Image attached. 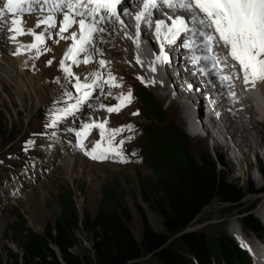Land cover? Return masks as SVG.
I'll return each instance as SVG.
<instances>
[{"label": "rangeland", "instance_id": "rangeland-1", "mask_svg": "<svg viewBox=\"0 0 264 264\" xmlns=\"http://www.w3.org/2000/svg\"><path fill=\"white\" fill-rule=\"evenodd\" d=\"M26 17L24 20L32 16ZM28 27L30 26L27 22L25 28ZM35 31L39 33L41 29L37 28ZM128 33L130 37L133 35L131 30ZM154 37L157 38L155 35ZM18 38H21L25 43L35 42L31 35ZM145 38H139L140 52L142 51L146 55L147 61L149 60L152 65L154 64V66L158 67V72H160V77L158 78L160 80L158 81L162 82V74H165L167 69L163 65V58L160 61L156 59L157 55L161 54V48L156 53L149 45H142V41L145 44V41L148 43L154 40ZM54 40L55 37L47 40L46 44L39 46L42 53L39 58L31 59L35 55L36 50H32L30 54L22 56L29 62L27 71L26 69L25 71L33 80L35 79V91L37 89V94L31 92L19 94L11 80L0 75V181L7 173L17 172L26 165L29 158L36 155L45 142L55 140L59 133L57 129L59 125L55 128L46 127V125L51 123V116L48 110L53 107H63L64 104L60 102L62 94L68 90L74 92L75 89L65 79L64 73L60 68L62 58L57 57L53 51L54 49L50 47V45H53L54 48L58 46V43H55ZM2 45L7 47V51L5 48L3 52L9 53L8 48L10 45L4 39ZM44 47H48L51 50L43 52ZM15 48L17 49V46ZM106 48L109 49V47ZM108 51H115V48L112 47ZM115 53L117 52L115 51ZM165 55L168 57L167 54ZM100 58L109 61L104 54L102 57L99 55ZM49 60L52 61L51 66L47 63ZM147 61H143L140 64L146 76L149 75L146 66ZM65 65L70 66L74 73L79 68L73 65L71 60L66 61ZM108 67L115 72L117 70V66L112 62H110ZM118 70L121 71L122 79L112 72V76L115 77V81L112 83L120 86H114L111 90H106V95L104 94L105 96L102 97L99 103L106 106L112 105L120 101L116 98L117 96L127 91H131V103H126V107H120L118 113L112 112L111 116L106 115L105 110L102 111L101 109L97 113H103L101 121L105 118L108 120L107 129L121 127L125 129L115 136L111 147L122 153L123 157H126V162H118V160L113 158V160L108 161L93 160L90 156L85 155L84 151L79 147L75 145L72 147L67 143L69 145V155L74 152L78 154L76 155L79 161L78 167L72 170L68 166H62L61 159L58 158L59 166L54 165L51 173L31 184L15 202H7L1 197L3 195L0 194V258L5 259L9 251L21 254L15 243L18 233L25 228H31L41 233L44 226L47 223H52L59 215L61 203L68 196L72 197L81 214L86 211L92 216L95 214L104 192L109 196L122 199L132 214V219L129 223L131 233L137 241H140L143 227L134 209V206L138 204L144 209L151 228L157 233H164L161 218L151 212L147 205L144 204L142 193L143 191H148L153 185V169L158 171L167 169L168 161L161 157H154V161L151 163H146L145 161L143 163H134L133 160H129L130 155H132L130 156L132 159L143 160L144 158L141 157L153 153L154 148L148 144L151 131L146 133L145 130L147 128L154 131L155 127L161 129L164 134L172 133L169 138L172 143L179 138L177 130L181 131L186 137L185 149L193 158L210 157L226 181L237 184L245 190L246 196L241 201L239 208L214 201L196 218L190 229L201 231L209 238H225L230 243L238 246L240 250L241 247H254L264 254L261 251L262 246L259 244H264V231L247 229L242 221L243 214H240V211L245 212L248 210V213H253L261 222L260 226L264 227V222L261 221L264 217V192H262L264 191V124L258 130L262 147L258 149L257 158L250 156L252 168L246 164L243 165L241 171L226 173L227 163L222 161L216 154L211 137L206 140L201 139L183 120H180L176 114L173 115L171 103H169V99L162 97L160 89H155L146 82H142L141 78L131 72L122 68ZM237 73L240 74L239 72ZM58 79L59 83L56 82ZM126 82L131 84L128 85ZM169 87H172V85H169ZM109 92L111 95H107ZM143 93H147L156 101L158 106H161L163 117L158 118L154 111L143 103ZM191 107L194 109L192 110L193 112L199 110L196 105ZM191 107L190 109H192ZM93 110L95 108L86 117H83V122ZM133 113L139 114L133 115ZM261 115L264 116V108ZM128 125L132 126V131L127 130L126 126ZM129 137H133V139L129 140ZM100 139L99 129L96 128L94 135L84 144L85 150H91L94 147L93 142ZM121 140L125 141L122 146L120 145ZM106 148H109L107 133L105 139L101 141V149H98L97 152ZM109 154H112V157H117L114 152H109ZM145 160H147L146 157ZM258 165H260L261 170H259ZM248 186H252L254 190L259 192L262 191L256 195L249 194L247 192ZM3 189H0V191ZM260 215H263L261 219ZM77 237L80 245L88 249L91 247L86 235L81 231L77 233ZM171 241L176 243L175 237L171 238ZM136 264H159V262L151 255H144Z\"/></svg>", "mask_w": 264, "mask_h": 264}, {"label": "snow or ice", "instance_id": "snow-or-ice-1", "mask_svg": "<svg viewBox=\"0 0 264 264\" xmlns=\"http://www.w3.org/2000/svg\"><path fill=\"white\" fill-rule=\"evenodd\" d=\"M126 2L127 0H0V32L12 33L7 38L17 45L15 55H20L21 49L27 51L35 49V55L31 59H37L42 54L39 45L46 44L47 40L57 37L58 39L54 40L56 43L59 40L71 42L60 61V68L65 79L72 84L75 93L71 90L65 91L60 101L64 106L48 110L51 123L46 127L55 128L69 117H75L85 107L89 110L95 107L108 113H118L120 107L124 106L125 100L131 103V91H128L126 96L124 94L117 96L116 98L121 103L115 107H109L93 100L95 90H98L97 100L100 95L105 94L104 84L120 86L112 83L115 77L111 72H108L107 79H105L99 71V68L107 67L110 61L102 58L94 59V57L97 52L101 57L103 56V51L97 47V42L105 33L111 31L110 26L124 25L121 15H129V12L121 6ZM138 2L141 9L135 15L137 45H139L140 24L151 27L153 15L161 6L173 12H186L187 16H173L166 12V19H157L158 40L163 36V42L175 44L183 35L184 39L181 40L180 46L192 52L189 59L194 64H199L203 60L209 64L210 69H215L221 64L233 69L231 75L213 72L221 81H230L233 76L239 79V74L234 71L238 64L243 72L246 85L251 84L255 87L257 83H264V0H138ZM25 14L35 17L32 27L25 28L27 23L24 20ZM37 28L41 29L39 33L35 31ZM20 35H31L35 43L20 42L17 38ZM128 38L131 39V37ZM163 42H161V54L156 57L157 61L162 58L168 59L166 55H163ZM220 43L228 49V56L236 64H228L227 56L221 57L218 52H214V48ZM50 50L48 47L43 48V52ZM68 60H71L76 67L81 64L87 66L90 63L98 67L86 68L82 74H76L70 66L65 65ZM47 63L51 66L52 61L49 60ZM137 63H140L138 58ZM152 70L155 71L154 68ZM199 71L208 75V69L204 67H200ZM141 80L144 82L142 77ZM56 82L59 83V79ZM138 114L133 113V115ZM107 124L106 118L100 121L89 116L79 124V127L68 130L74 131L80 141L75 146L91 159L105 160L109 158V152H114L119 158L118 162H126L122 153L111 147L115 136L125 129L123 127L107 129ZM94 127L99 129L101 139L93 142L94 147L91 150H85L83 140L90 135V130ZM126 127L128 131H132L131 125ZM106 133L109 148L97 154ZM131 139L133 137H129V140ZM124 142L121 140L120 145L122 146Z\"/></svg>", "mask_w": 264, "mask_h": 264}, {"label": "trees", "instance_id": "trees-1", "mask_svg": "<svg viewBox=\"0 0 264 264\" xmlns=\"http://www.w3.org/2000/svg\"><path fill=\"white\" fill-rule=\"evenodd\" d=\"M142 97L158 118L163 117L156 101L147 93ZM152 130L145 131H151L148 144L154 148L153 153L141 157L143 160L134 158L133 162L151 163L154 157L168 161L167 169H153V185L142 193L144 204L161 218L164 233L151 228L138 204L134 209L143 227L140 241L131 233L132 214L122 199L104 192L92 216L86 211L81 214L68 196L61 203L59 215L41 233L31 228L19 232L15 243L21 254L9 251L5 259L0 258V264H136L144 255H151L159 264H251L247 254L225 238L185 231L214 201L239 208L245 190L226 181L210 157L193 158L185 149L186 137L181 131L177 130L179 138L172 143V133L164 134L157 127ZM247 192L260 193L252 186ZM248 212L240 211L245 227L264 231L259 220ZM79 231L86 235L89 249L80 245ZM173 237L176 243H172Z\"/></svg>", "mask_w": 264, "mask_h": 264}, {"label": "bare ground", "instance_id": "bare-ground-1", "mask_svg": "<svg viewBox=\"0 0 264 264\" xmlns=\"http://www.w3.org/2000/svg\"><path fill=\"white\" fill-rule=\"evenodd\" d=\"M166 12L173 16L188 15L186 12H173L171 9L161 6L158 12L153 15L150 28L143 23L140 24L139 38L147 37L149 39H154L149 41V44L147 41L143 44L142 41V45H149L155 50V52L159 51L161 48V42H163V36H161L159 40L154 37V35L157 36L156 20L166 19ZM25 21H27L29 26L32 27L35 23V17H29ZM123 21V26L119 24L111 25V31L104 34L100 43L97 42V47L100 51H103V54L109 59V61L117 66L116 72L109 69L108 65H110V63L105 68H99V71L104 75V78L107 79L108 72H113L122 79L121 71L118 70L121 68L133 73L139 78L142 77L144 82L149 86H152L155 89L158 88L162 91V97L169 99V103H171L172 114H176L180 120H183L197 134V136L203 140H206L209 137L212 138L216 154L222 161L227 163L226 173L241 171L243 165L246 164L252 168L250 156L252 155L257 158L258 149L262 147L258 130L264 124V116L261 115L264 108V83L256 84L255 88H258L257 91L251 92L250 94L248 91L246 92L245 90L251 88L252 85L245 87L241 84L244 82L243 72L241 71L240 66L228 56V50L225 48L217 50L216 52H218L221 57L227 56V63L236 64L234 71L240 73V79L235 78L236 81L230 88L235 95L233 97L229 96L228 91L213 82L209 85L202 83L204 78L195 70V65L191 64L188 54L181 48L180 39H178L175 44L163 42V52L164 55H168V59L167 61L163 59V65L166 66L167 71L165 74H162L163 81L160 82L158 81L160 80L158 79L160 77L158 67L154 66V64L152 65V62L150 63L149 60L147 61L148 58L142 51L140 52V48L139 52H137L134 46V41L136 42L137 39V22L135 20V13H133L129 19ZM170 23L171 22L169 21V24ZM130 30L133 33L131 39L128 38L130 37L128 33ZM0 33L4 35V41L10 45L8 48L9 53L6 54L0 50V75L11 80L19 94L25 92L37 94V89L35 91V79L33 80L26 72L27 67L29 66L28 60H26L25 57L13 58L10 56L11 52L17 50L15 48L17 45L13 44L12 41L7 38L8 36H11L12 33ZM28 36L29 35L25 37ZM132 37L134 41L132 40ZM55 39L58 38L55 37ZM18 40L25 43L21 38H18ZM70 44L71 42L69 41L59 40L56 48H54L53 45H50V47L54 49L53 51L57 57L62 58L66 52V48L70 46ZM106 47H109V49L114 47L117 53H115V51H108L109 49ZM3 48H6L7 51L6 46H3ZM137 58L140 63H137ZM94 59H99V52L96 53ZM143 61H147L146 66L149 73L148 76L145 75L140 65ZM221 66L226 67L223 64H221ZM93 67L98 66L93 63H90L87 66L81 64L76 71V74H82L86 68L92 69ZM153 68L155 71L152 70ZM231 70L233 71V69ZM127 75L130 76L128 73ZM126 84L128 83L126 82ZM169 85H172V87H169ZM235 97L239 99V102L233 100ZM194 105L199 107L198 111H192L194 109L191 106ZM190 107L192 109H190ZM98 111L99 108H95L90 116L93 119L101 121V115L103 116V113L98 114ZM51 145H57L63 148V153L65 154L58 157L61 159L62 166H68L69 168H72V170L78 167L79 161L76 156L78 154L74 152L69 155L68 145H63L60 141L49 140L45 142L43 148L51 147ZM57 153V151L56 153H52V157H55V154ZM258 166L259 170H261L260 165ZM259 244L262 246L263 251L264 244ZM256 256H259V254H256ZM260 259L256 258L257 261H260Z\"/></svg>", "mask_w": 264, "mask_h": 264}, {"label": "clouds", "instance_id": "clouds-1", "mask_svg": "<svg viewBox=\"0 0 264 264\" xmlns=\"http://www.w3.org/2000/svg\"><path fill=\"white\" fill-rule=\"evenodd\" d=\"M106 115H107V114H106ZM109 116H111V115H109ZM108 159H109V158H108ZM108 159H105V160L108 161ZM133 159H134V158H133ZM133 159H132V157L129 156V160H130V161L133 160ZM57 166H59V165H57ZM19 198H20V197H19ZM17 199H18V198H17ZM17 199H14L13 202H15V200H17ZM192 230H193V229H192Z\"/></svg>", "mask_w": 264, "mask_h": 264}, {"label": "water", "instance_id": "water-1", "mask_svg": "<svg viewBox=\"0 0 264 264\" xmlns=\"http://www.w3.org/2000/svg\"><path fill=\"white\" fill-rule=\"evenodd\" d=\"M189 230H192V229L189 228V229H187V230H185V231H189ZM179 235H180V234H179Z\"/></svg>", "mask_w": 264, "mask_h": 264}]
</instances>
